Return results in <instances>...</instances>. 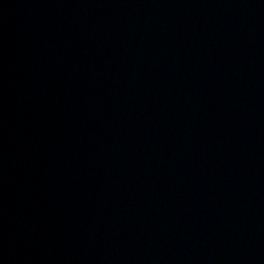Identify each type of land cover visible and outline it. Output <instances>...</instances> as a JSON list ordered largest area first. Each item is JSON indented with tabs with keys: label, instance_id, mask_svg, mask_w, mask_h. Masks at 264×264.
<instances>
[{
	"label": "water",
	"instance_id": "obj_1",
	"mask_svg": "<svg viewBox=\"0 0 264 264\" xmlns=\"http://www.w3.org/2000/svg\"><path fill=\"white\" fill-rule=\"evenodd\" d=\"M0 264H264V0H0Z\"/></svg>",
	"mask_w": 264,
	"mask_h": 264
}]
</instances>
